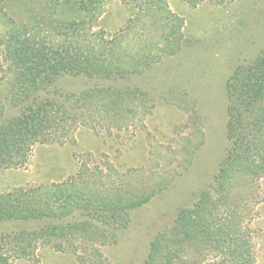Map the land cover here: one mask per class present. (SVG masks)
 I'll list each match as a JSON object with an SVG mask.
<instances>
[{
	"label": "rangeland",
	"instance_id": "rangeland-1",
	"mask_svg": "<svg viewBox=\"0 0 264 264\" xmlns=\"http://www.w3.org/2000/svg\"><path fill=\"white\" fill-rule=\"evenodd\" d=\"M140 4L97 0L87 13L74 0H0V122L29 104L20 92L11 98L12 57L20 45L96 49L120 70L100 81L57 83L64 89L57 101L63 123L40 129L34 140L9 138L7 155H0V196L57 212L64 197L48 199L57 188L74 186L84 199L90 192L98 198L155 192L132 211L124 230L96 228L108 238L105 245L79 234L45 240L29 234L31 247L22 257L6 238L0 253L8 264H144L158 235L155 260L169 255L166 264H264V172L253 177L224 167L231 154H241L226 133V83L264 50V0H161L138 14ZM159 6L171 12L169 21L163 12L151 13ZM92 87L132 89L143 101L115 125L110 114L101 117L103 111L77 102ZM39 94L44 99L43 89ZM263 147L248 151L262 168ZM200 223L202 235L185 236L189 225ZM38 225L1 222L0 237Z\"/></svg>",
	"mask_w": 264,
	"mask_h": 264
},
{
	"label": "trees",
	"instance_id": "trees-1",
	"mask_svg": "<svg viewBox=\"0 0 264 264\" xmlns=\"http://www.w3.org/2000/svg\"><path fill=\"white\" fill-rule=\"evenodd\" d=\"M78 3V8L81 11L91 13L92 6L97 0H74ZM125 3L136 2L144 5L140 12H145L146 7L150 4L153 7L154 3L161 0H122ZM145 7V8H144ZM163 12L162 20L169 21L171 12L166 8L157 7V11H151L152 14ZM142 16V14H140ZM169 23V22H168ZM168 25V24H167ZM70 27L72 24L69 25ZM68 31V30H66ZM63 31L62 34H67ZM178 31V29H177ZM68 42V41H67ZM70 45L72 43L68 42ZM74 46V45H73ZM107 54L96 52V49L88 48H72L67 45L64 48H51L36 46L34 44L26 47L20 45L18 50L14 52L12 64H14V82L15 89L12 91L11 98H19V93H22V98H26L29 104L23 110L20 116L11 120L0 122V155H7L5 150L9 149L12 142L20 139L31 138L36 139L39 136L40 129L44 130L50 127V124L63 123L60 115L64 114L61 111L57 101L62 99L63 87H58L57 83L61 80L74 77H84L86 79L100 81L111 75L119 74V67L112 68L111 65H106ZM13 85V86H14ZM45 91L44 99H39L38 91ZM72 92L70 96H74ZM83 96L78 99L81 101V106L90 108L95 106L104 114L101 117H114L113 124L117 125L123 122V115H135L134 109L137 107V102L143 100L137 96L135 90H119L111 88H89L83 92ZM227 94V123L226 133L230 141L233 142L234 152L239 150L241 154H231L224 163L227 170L239 172L246 170L253 177H259L264 172V168L254 164L249 159L248 151L253 148L264 146V50L259 54L255 61L249 65H241L236 67L233 74L229 77L226 83ZM135 104V106H134ZM129 107L127 112L125 108ZM124 111V113H123ZM65 126V125H62ZM24 137V138H23ZM10 138V139H9ZM245 144V147L241 146ZM264 148V147H263ZM242 149V151L240 150ZM244 157L241 164V159L237 163L232 159ZM264 160V156L262 157ZM249 162L246 164V162ZM264 162V161H262ZM230 164V165H229ZM86 189V185H84ZM65 192L62 189H53L48 194V199L63 196L64 203L57 208V212L52 210L45 203L42 206H33L30 202L12 199L13 194L0 196V223L4 222H38V229L32 232L21 230L12 233V235H2L0 242L6 238H13L18 246L17 255L24 257L27 247H31L28 242L29 234L31 238L49 239L51 237L79 234L88 241L106 244L107 239L103 233H99L96 228L106 226L112 229L113 232L124 230L130 223V215L134 209L148 203L155 192H139L131 193L125 191L123 196L117 192H111L102 198H98L95 193H88V199L78 192L74 186L66 188ZM61 193V194H60ZM119 193V192H118ZM121 194V193H119ZM46 197V196H45ZM42 197V198H45ZM43 201L44 199H40ZM46 206V207H45ZM184 214V213H183ZM181 215V219L188 222V217ZM72 218V221L61 223V218ZM49 218V219H48ZM48 219V220H47ZM200 224L194 227L188 226L189 231H185V236L197 237L202 235L201 229L197 231ZM94 240V241H93ZM161 241V236L158 235L149 244L150 252L148 251L147 260L144 264H166L171 256L167 255L166 260H155V255L159 249L158 244ZM4 255V254H3ZM97 262L101 261V254L96 253ZM0 264H8V259L0 253Z\"/></svg>",
	"mask_w": 264,
	"mask_h": 264
}]
</instances>
